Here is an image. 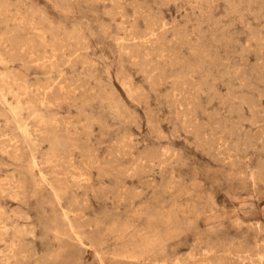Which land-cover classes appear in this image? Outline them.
I'll return each instance as SVG.
<instances>
[{
    "label": "rangeland",
    "instance_id": "obj_1",
    "mask_svg": "<svg viewBox=\"0 0 264 264\" xmlns=\"http://www.w3.org/2000/svg\"><path fill=\"white\" fill-rule=\"evenodd\" d=\"M0 40V264H264V0H0Z\"/></svg>",
    "mask_w": 264,
    "mask_h": 264
},
{
    "label": "bare ground",
    "instance_id": "obj_2",
    "mask_svg": "<svg viewBox=\"0 0 264 264\" xmlns=\"http://www.w3.org/2000/svg\"><path fill=\"white\" fill-rule=\"evenodd\" d=\"M176 1V0H175ZM205 1V0H204ZM240 1V0H239ZM2 5V4H1ZM7 5V4H6ZM9 5H11V4H9ZM5 6V5H4ZM4 8V7H3ZM7 8V7H6ZM111 9V8H110ZM142 9V8H141ZM193 9V8H192ZM120 10V9H119ZM236 11V10H235ZM255 12V11H254ZM36 13V12H35ZM124 13V12H123ZM206 13V12H205ZM227 13V12H226ZM251 13V12H250ZM237 14V13H236ZM233 15V14H232ZM126 16H124V18H125ZM197 17V16H196ZM123 18V17H122ZM123 18V19H124ZM152 18V17H151ZM198 18V17H197ZM242 18V17H241ZM199 20V19H198ZM4 22V21H3ZM124 22V21H123ZM122 22V23H123ZM150 22V21H149ZM154 22V21H153ZM196 22V21H195ZM21 23V22H20ZM131 24V23H130ZM158 24V23H157ZM250 24V23H249ZM18 25H19V23H18ZM17 25V26H18ZM136 25V24H135ZM150 25V24H149ZM14 26H16V23H15V25ZM147 26V25H146ZM54 27V26H53ZM136 27V26H135ZM249 27H251V26H249ZM7 28H9V27H7ZM15 28V27H14ZM18 28H19V26H18ZM31 28V27H30ZM35 28V27H34ZM24 29V28H23ZM31 29H33V28H31ZM60 29V28H59ZM119 29V28H118ZM130 29V28H129ZM135 29V28H134ZM133 29V30H134ZM152 29V28H151ZM161 29V28H160ZM7 30V29H6ZM132 30V29H131ZM148 30V29H147ZM150 30V29H149ZM199 30V29H198ZM9 31H10V29H9ZM13 31V30H12ZM26 31V30H25ZM33 31V30H32ZM14 32H15V30H14ZM14 32H13V34H14ZM16 32H18V31H16ZM31 32V31H30ZM36 32V31H35ZM39 32V31H38ZM47 32V31H46ZM7 33V32H6ZM5 33V34H6ZM11 33V32H10ZM10 33H7V34H10ZM22 33V32H21ZM29 33V32H28ZM43 33V32H42ZM177 33V32H176ZM12 34V35H13ZM16 34V33H15ZM26 34V33H25ZM58 34V33H57ZM65 34H67V32H65ZM135 34V33H134ZM3 35V34H2ZM11 35V34H10ZM17 35V34H16ZM43 35V34H42ZM54 35V34H53ZM56 35V34H55ZM131 35V34H130ZM133 35V34H132ZM188 35V34H187ZM14 36V35H13ZM31 36V35H30ZM148 36V35H147ZM11 37V36H10ZM17 37V36H16ZM29 37V36H28ZM34 37H36V36H34ZM41 37L42 36H40V34H39V38L41 39ZM180 37V36H179ZM254 37V36H253ZM14 38V37H13ZM20 38H22V37H20ZM136 38V37H135ZM256 38V37H255ZM5 39H7V38H4L3 40L5 41ZM24 39H27V38H24ZM31 38L29 37V40H30ZM43 39V38H42ZM68 39V38H67ZM127 39V38H126ZM138 39V38H137ZM16 40V39H15ZM118 40V39H117ZM122 40V39H121ZM1 41V40H0ZM13 41V40H12ZM18 41V40H17ZM43 41V40H42ZM42 41H41V43H42ZM49 41V40H48ZM53 41V40H52ZM59 41V40H58ZM58 41H56L57 43H58ZM70 41V40H69ZM86 41V40H85ZM2 42V41H1ZM34 42V41H33ZM77 42V41H76ZM116 42V41H115ZM129 42V41H128ZM150 42V41H149ZM257 42V41H256ZM259 42H260V40H259ZM23 43V42H22ZM61 43V42H60ZM64 43V42H63ZM235 43V42H234ZM4 44V42L2 43V45ZM62 44V43H61ZM61 44H59V45H61ZM65 44V43H64ZM77 44H79V41H78V43ZM145 44V43H144ZM38 45H39V43H38ZM40 45H42V44H40ZM80 45H81V43H80ZM127 45V44H126ZM136 45H137V43H136ZM135 45V46H136ZM188 45V44H187ZM22 46V45H21ZM28 46V45H27ZM29 46H31V45H29ZM53 46V45H52ZM51 46V47H52ZM61 46H63V45H61ZM65 46H66V44H65ZM65 46H63V48H66ZM68 46H69V44H68ZM77 46V45H76ZM134 46V47H135ZM18 47H19V45H18ZM23 47V46H22ZM35 47H37V46H35ZM34 47V48H35ZM60 47V46H59ZM79 47V46H78ZM81 47V46H80ZM190 47V46H189ZM69 49H70V47H68ZM161 48V47H160ZM252 48V47H251ZM21 49V48H20ZM20 49H19V51H20ZM52 49V48H51ZM61 49V48H60ZM38 50H39V48H38ZM44 49H41L40 51L42 52ZM196 50V49H195ZM195 50H193V51H195ZM14 51V50H13ZM28 51V50H27ZM128 51V50H127ZM164 51V50H163ZM191 51V50H190ZM23 52H24V50H23ZM23 52H21V53H23ZM30 52V51H29ZM52 52V51H51ZM64 52H66V51H64ZM147 52V51H146ZM243 52V51H242ZM260 52V51H259ZM17 52H15V54H16ZM27 53V52H26ZM43 53H45V51L43 52ZM53 53V52H52ZM10 54V53H9ZM14 54V55H15ZM23 54H25V53H23ZM36 54H37V52H36ZM62 54V53H61ZM61 54H58V55H60L61 56ZM173 54V53H172ZM6 55V54H5ZM19 55H20V52H19ZM52 55V54H51ZM72 55V54H71ZM70 55V56H71ZM263 55V54H262ZM7 56V55H6ZM10 56V55H9ZM21 56V55H20ZM23 56V55H22ZM36 56V55H35ZM38 56V55H37ZM36 56V58H38ZM41 56V55H40ZM69 56V55H68ZM11 57H12V55H11ZM26 57V56H25ZM63 57V56H62ZM72 57V56H71ZM16 58H18V55H17V57H14V59H16ZM23 58V57H22ZM28 58V57H27ZM34 58V57H33ZM44 58H45V56H44ZM52 58H53V56H52ZM67 58V57H66ZM160 58V57H159ZM41 59V58H40ZM56 59V58H55ZM59 59V58H58ZM61 59V58H60ZM158 59V58H157ZM2 60V59H1ZM25 60L26 59H24L23 58V62H25ZM30 60H31V58H30ZM164 60V59H163ZM264 60V59H263ZM21 61V60H20ZM31 61H33V59L31 60ZM46 61V60H45ZM44 61V63H47V62H45ZM49 61V60H48ZM50 61H52V60H50ZM61 61H62V59H61ZM73 61V60H72ZM143 61H145V60H143ZM3 62V61H2ZM23 62H22V64H23ZM146 62V61H145ZM26 63V62H25ZM32 63V62H31ZM50 63V62H49ZM48 63V64H49ZM56 63H57V61H56ZM179 63V62H178ZM27 64H29V62L27 63ZM74 64V63H73ZM38 65H39V63H38ZM37 65V66H38ZM47 65V64H46ZM51 65V64H50ZM49 65V66H50ZM180 65V64H179ZM178 65V66H179ZM29 66H30V64H29ZM53 66V65H52ZM59 66V65H58ZM170 66V65H169ZM23 67H24V64H23ZM31 67V66H30ZM33 67H35V66H33ZM40 67V66H39ZM46 67H48V66H46ZM56 67V66H55ZM24 68H26V67H24ZM27 68H29V67H27ZM43 68H45L44 66L42 67V69ZM49 68V67H48ZM37 69H38V67H37ZM30 70V69H29ZM49 69H47L46 71H48ZM143 70V69H142ZM157 71V70H156ZM147 72V71H146ZM163 72V71H162ZM51 73V71L49 72V74ZM256 73V72H255ZM0 74H1V72H0ZM15 74V73H14ZM18 75V74H17ZM152 75V74H151ZM188 75V74H187ZM23 76H25V75H23ZM18 77H20L19 75H18ZM61 77V76H60ZM22 78V77H21ZM26 78H28V77H26ZM189 78V77H188ZM23 79H24V77H23ZM62 79H64V78H62ZM60 80H61V78H60ZM59 80V81H60ZM49 81V80H48ZM260 81V80H259ZM42 82V81H41ZM194 82H195V80H194ZM33 83V82H32ZM77 83V82H76ZM34 84V83H33ZM51 84V83H50ZM174 84V83H173ZM175 85V84H174ZM36 86V85H35ZM44 87H46L45 86V84L43 85ZM49 86H52V85H49ZM48 86V87H49ZM58 86V85H57ZM61 86V85H60ZM72 86H74V85H72ZM172 86V85H171ZM65 87L67 88V86L65 85ZM18 88V87H17ZM30 88H31V85H30ZM34 88V87H33ZM43 88V87H42ZM54 88H56L55 86H54ZM73 88V87H72ZM172 88V87H171ZM178 88V87H177ZM37 90H38V88H36ZM49 89V88H48ZM47 89V90H48ZM68 90H70V89H68ZM73 90H74V88H73ZM19 91V90H18ZM45 91V90H44ZM52 91V90H51ZM54 91V90H53ZM65 91H66V89H65ZM111 91V90H110ZM178 91V90H177ZM47 92V91H46ZM56 92H58V91H56ZM12 93H14V92H12ZM19 93V92H18ZM17 93V94H18ZM26 93V92H25ZM53 93V92H52ZM32 94V93H31ZM49 94V93H48ZM57 94V93H56ZM61 94V93H60ZM64 94V93H63ZM67 94V93H66ZM29 95V94H28ZM40 95V94H39ZM65 95V94H64ZM33 96V95H32ZM54 96V95H53ZM59 96V95H58ZM21 97V96H20ZM44 97V96H43ZM46 97V96H45ZM60 97H61V95H60ZM54 98V97H53ZM64 98V97H63ZM244 98V97H243ZM20 99V98H19ZM29 99V98H28ZM33 99V98H32ZM178 99V98H177ZM249 99V98H248ZM11 100V99H10ZM34 100H36V98L34 99ZM37 100H41L40 98L39 99H37ZM46 100V99H45ZM48 100V99H47ZM52 100V99H51ZM29 102V101H28ZM32 102V101H31ZM36 102V101H35ZM44 102V101H43ZM54 102V101H53ZM60 102H62V101H60ZM30 103V102H29ZM33 103V102H32ZM30 105V104H29ZM32 105V104H31ZM44 105H46V103L44 104ZM58 105V104H57ZM61 105V104H60ZM33 106V105H32ZM42 106V105H41ZM24 107V106H23ZM37 108V107H36ZM52 108V107H51ZM55 108V107H54ZM46 109V108H45ZM62 109V108H61ZM6 110V109H5ZM16 110V109H15ZM41 110V109H40ZM35 112V111H34ZM13 113V112H12ZM125 113V112H124ZM179 113V112H178ZM190 113V112H189ZM28 114V113H27ZM33 114H35V113H33ZM39 115V114H38ZM15 116H17V115H15ZM67 117V116H66ZM33 118V117H32ZM54 118V117H53ZM190 118V117H189ZM14 119H15V117H14ZM27 119H28V117H27ZM38 119V118H37ZM55 119V118H54ZM58 119V118H57ZM188 119V118H187ZM32 120V119H31ZM47 120V119H46ZM12 121V120H11ZM39 121V120H38ZM50 121V120H49ZM48 121V122H49ZM55 121H56V119H55ZM5 122V121H4ZM35 122V121H34ZM58 122V121H57ZM62 122V121H61ZM60 122V123H61ZM191 122V121H190ZM39 123V122H38ZM43 123V122H42ZM193 123V122H192ZM192 123L190 124V125H192ZM16 124V123H15ZM40 124V123H39ZM195 124V123H194ZM16 125H18V123L16 124ZM65 125V124H64ZM43 126H45L44 124H43ZM32 127H33V125H32ZM38 128H39V126H37ZM198 127V126H197ZM20 128V127H19ZM34 128H35V125H34ZM51 129V128H50ZM217 129V128H216ZM13 130V129H12ZM31 130H33V129H31ZM38 130V129H37ZM41 130H42V128H41ZM53 130V129H52ZM43 131H45L44 129H43ZM212 131H213V129H212ZM22 132V131H21ZM49 131H47V133H48ZM189 132V131H188ZM27 133L28 132H26L25 130L23 131V135H24V137L26 138V136H27ZM35 133V132H34ZM38 134H39V132H37ZM47 133H46V135H47ZM75 133V132H74ZM129 133H131V132H129ZM41 134V133H40ZM53 134V133H52ZM62 134V133H61ZM125 134V133H124ZM127 135V134H126ZM208 135V134H207ZM15 136V135H14ZM36 136V135H35ZM51 136V135H50ZM52 136H54V135H52ZM1 137V136H0ZM15 137H17V136H15ZM18 137H19V135H18ZM37 137V136H36ZM45 137V136H44ZM55 137V136H54ZM54 137H52V138H54ZM60 137V136H59ZM48 138H50V137H48ZM18 139V138H17ZM33 139V138H32ZM36 139V138H35ZM41 139H43V138H41ZM46 139H47V136H46ZM56 139V138H55ZM14 140H16V139H14ZM27 140H28V138H27ZM34 140V139H33ZM50 140H51V138H50ZM25 141V140H24ZM24 141H22V142H24ZM29 141V140H28ZM46 141V140H45ZM52 141V140H51ZM35 142V141H34ZM44 142V141H43ZM53 142V141H52ZM7 143H8V141H7ZM6 143V144H7ZM203 143V142H202ZM207 143V142H206ZM5 144V143H4ZM23 144V143H22ZM26 144V143H25ZM27 144H29V143H27ZM237 144V143H236ZM3 145V144H2ZM1 145V146H2ZM77 145V144H76ZM128 145V144H127ZM251 145V144H250ZM29 146V145H28ZM58 146V145H57ZM27 147V146H26ZM50 147H52V145L50 146ZM73 147H74V145H73ZM122 147V146H121ZM208 147V146H207ZM232 147V146H231ZM3 148V147H2ZM11 148V147H10ZM16 148V147H15ZM17 148H20V147H17ZM27 148H29V147H27ZM48 148V147H47ZM60 148H62V147H60ZM70 148H72V147H70ZM83 148V147H82ZM209 148V147H208ZM1 149V148H0ZM14 149V148H13ZM30 149V148H29ZM51 149V148H50ZM69 149V148H68ZM84 149V148H83ZM86 149V148H85ZM19 150V149H18ZM23 150V149H22ZM67 150V149H66ZM123 150V149H122ZM1 151H3V150H1ZM5 151V150H4ZM12 151H14V150H12ZM53 151V150H52ZM55 151V150H54ZM72 151H75V149L73 150L72 149ZM78 151V150H77ZM83 151V150H82ZM88 151V150H87ZM150 151V150H149ZM148 151V152H149ZM159 151V150H158ZM47 152V151H46ZM61 152V151H60ZM67 152H69V151H67ZM119 152V151H118ZM219 152V151H218ZM19 153H21V152H19ZM31 153V152H30ZM43 153V152H42ZM65 153V152H64ZM73 153V152H72ZM77 153V152H76ZM81 153H83V152H81ZM12 154V153H11ZM22 154V153H21ZM14 155V154H13ZM12 156V155H11ZM19 156H20V154H19ZM23 156V155H22ZM45 156H47L46 154H45ZM8 157V156H7ZM13 157V156H12ZM18 157V156H17ZM41 157V156H40ZM14 158H16V156L14 157ZM34 158V157H33ZM139 158V157H138ZM155 158V157H154ZM19 160H21V159H19ZM34 160V159H33ZM48 160H50V159H48ZM88 160V159H87ZM223 160V159H222ZM224 161V160H223ZM92 162V161H91ZM94 162V161H93ZM92 162V163H93ZM45 164H47V163H45ZM63 164V163H62ZM66 164V163H65ZM61 165V164H60ZM11 166V165H10ZM37 166V165H36ZM55 166V165H54ZM57 166V165H56ZM56 166H55V168H56ZM66 166V165H65ZM141 166H142V164H141ZM69 167V166H68ZM43 168V167H42ZM57 168H58V166H57ZM63 168H65V167H63ZM72 168V167H71ZM99 168V167H98ZM101 168V167H100ZM53 170H54V168H52ZM51 169V170H52ZM55 172V171H54ZM57 172V174H58V171H56ZM63 172V171H62ZM70 172V171H69ZM74 172V171H73ZM12 173V172H11ZM43 173V172H42ZM59 173H60V171H59ZM76 173V172H75ZM39 174H41L40 172H39ZM55 174V173H54ZM53 174V175H54ZM70 174H71V172H70ZM23 175V174H22ZM49 176H50V174H48ZM59 175H61V174H59ZM75 175V174H74ZM18 176V175H17ZM46 176V175H45ZM55 176V175H54ZM54 176H53V178H54ZM57 176V175H56ZM25 177V176H24ZM44 177V176H43ZM79 178H80V176H78ZM18 178V177H17ZM19 179V178H18ZM17 179V180H18ZM42 179V178H41ZM57 179H59L58 177H57ZM47 180V179H46ZM52 180H54V179H52ZM51 180V181H52ZM0 181H1V179H0ZM19 181V180H18ZM55 181V180H54ZM54 181H52V182H54ZM79 181V180H78ZM89 181V180H88ZM263 181V180H262ZM20 182V181H19ZM21 182H22V180H21ZM25 182V181H24ZM45 182V181H44ZM50 182V181H49ZM57 182H59V180L57 181ZM82 182V181H81ZM18 183V182H17ZM51 183V182H50ZM68 183V182H67ZM73 183V182H72ZM79 183V182H78ZM69 184V183H68ZM71 184V183H70ZM85 184V183H84ZM21 185V184H20ZM50 185V184H49ZM80 186V185H79ZM81 186H82V184H81ZM51 187V186H50ZM57 187V186H56ZM122 187V186H121ZM23 188V187H22ZM52 188H55L54 186H52ZM119 190V189H118ZM117 193V192H116ZM118 194H119V192H118ZM49 195V194H48ZM53 195V194H52ZM50 196V195H49ZM60 197H62V196H60ZM137 197V196H136ZM58 198H59V196H58ZM121 198H122V195H121ZM61 199V198H60ZM123 200V199H122ZM56 201V200H55ZM59 201V200H58ZM57 201V202H58ZM59 203V202H58ZM28 204V203H27ZM26 205V204H25ZM59 205V204H58ZM198 205V204H197ZM200 206V205H199ZM51 209H52V207H51V205H50V211H51ZM68 209V208H67ZM66 209V210H67ZM192 209V208H191ZM75 210H76V208H75ZM69 211V210H68ZM72 211V210H71ZM65 213H66V211H65ZM140 213H142L141 211H140ZM63 214V213H62ZM67 214V213H66ZM127 214V213H126ZM22 215V214H21ZM55 215V214H54ZM84 215V214H83ZM25 216V215H24ZM23 217V216H22ZM154 217V216H153ZM17 218H19V217H17ZM84 218H85V216H84ZM66 220V219H65ZM52 221V220H51ZM54 221V220H53ZM76 221V220H75ZM69 222V221H68ZM78 222V221H77ZM98 223V222H97ZM58 224V223H57ZM68 224V223H67ZM72 224H74V222H72ZM77 224V223H76ZM80 224V223H79ZM94 225H95V223H94ZM25 226V225H24ZM23 226V227H24ZM27 226V225H26ZM31 226V225H30ZM54 226H55V224H54ZM65 226V225H64ZM68 226V225H67ZM76 226V225H75ZM77 226H79V225H77ZM81 226V225H80ZM88 226H90V225H88ZM57 227V226H56ZM74 227V226H73ZM31 228V227H30ZM69 228V227H68ZM67 228V229H68ZM81 228H83V227H81ZM80 228V229H81ZM259 228V227H258ZM20 229V228H19ZM57 229H58V227H57ZM73 229V228H72ZM72 229H71V231H72ZM78 229V228H77ZM25 230V229H24ZM50 230V229H49ZM58 231V230H57ZM56 231V232H57ZM79 231V230H78ZM91 231H93V230H91ZM60 232V231H59ZM59 232H57V233H59ZM35 233V232H34ZM75 233H77L76 231H75ZM75 233H73V234H75ZM30 233H28V235H29ZM38 234V233H37ZM72 234V235H73ZM85 234V233H84ZM91 234H92V232H91ZM99 233H97L96 235H98ZM149 234V233H148ZM82 235H83V233H82ZM93 235V234H92ZM74 237V236H73ZM34 238V237H33ZM60 238V237H59ZM91 238H92V236H91ZM93 238H97L96 236L94 237V235H93ZM66 239V238H65ZM77 239V238H76ZM60 240V239H59ZM90 242L91 241H89L88 243L90 244ZM79 244V243H78ZM83 244V243H82ZM214 244V243H213ZM223 253H225V252H223ZM22 255V254H21ZM189 256V255H188ZM26 257V256H25ZM29 257V256H28ZM184 257V256H183ZM182 261V260H181ZM189 264V263H188ZM260 264V263H259Z\"/></svg>",
    "mask_w": 264,
    "mask_h": 264
}]
</instances>
